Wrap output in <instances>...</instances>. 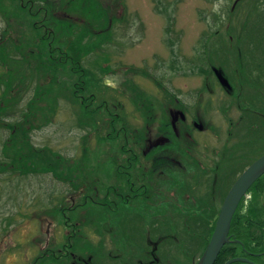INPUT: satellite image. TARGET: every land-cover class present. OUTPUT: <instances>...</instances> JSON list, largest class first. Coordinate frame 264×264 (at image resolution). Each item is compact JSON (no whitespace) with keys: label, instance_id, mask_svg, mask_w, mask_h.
I'll return each mask as SVG.
<instances>
[{"label":"trees","instance_id":"obj_1","mask_svg":"<svg viewBox=\"0 0 264 264\" xmlns=\"http://www.w3.org/2000/svg\"><path fill=\"white\" fill-rule=\"evenodd\" d=\"M123 1L0 0V21L4 25L0 30V134H7L1 149L0 179L10 177L11 182L16 177L19 185L31 176L49 174L56 180L51 182L54 187L62 183L67 185L66 189L71 188L56 206L55 197H51V207L38 206L42 215L47 213L63 228V240L58 242L56 237L60 231H57L33 264L39 261L107 264L117 253L127 255L124 264H190L192 254L198 251L204 254L220 208L236 181L225 189L219 203L218 197H212L208 189L207 196H201L207 201L197 197L200 206L192 203L194 187L197 191H201V184L209 188L204 178H216L217 191L225 178L227 159L244 138H232L239 122L246 119V133L250 127L264 128L253 117L254 112L264 114V107L259 106L256 90L246 89L245 60L239 51L235 61L229 64V75L223 71L229 88L218 79L226 92L227 106L223 105V97H219L224 126L216 124L211 116L203 117L207 113L211 115L213 107L205 101L202 92L192 104V112L191 105L177 95H170L159 103L136 79L132 81V77L141 74L138 69L126 74L128 77L125 75L122 86L116 87L110 82L111 88H108L106 75L104 79L100 76L111 69L105 60L99 66L94 62L93 69L86 62L93 53L99 55L106 46L115 44L113 40L118 37L114 35V28L123 23V17L117 16L123 10ZM260 6L259 2L251 22L254 35H250L251 74L258 88L264 84V52L254 51L256 45L264 44V38L260 37L264 26L256 28L264 18ZM59 10L70 18L80 15L84 23L57 18L55 12ZM246 27L243 26L244 32ZM108 56L105 52L99 57ZM195 64L193 61L190 65L192 74L198 69L202 75H208ZM187 66L184 64V69ZM205 84L204 92L211 99L218 98L215 83ZM62 101L68 106L76 104L89 116L82 111L81 120L87 118V122H81V126L87 133H82L74 156L53 148L48 142L38 145L33 142V133L54 124ZM170 108L179 110L181 117L171 121ZM202 121L207 134L200 145L196 138L203 134L198 128ZM89 134L91 141L99 142L96 149L89 147ZM147 135L154 138L160 135L166 142L149 145ZM186 149H192L193 153L189 155ZM255 154L258 159L264 155V149L255 147L254 152L250 148L248 155ZM206 159L212 161L204 166L202 161ZM253 162L247 163L244 171ZM262 179L264 174L237 207L228 241L216 264H225L238 256L247 257L248 264H264ZM176 191L189 200L190 208L186 215L174 218L170 215L172 222L166 226L154 215L168 202L169 193ZM71 195L78 196L72 203L69 202ZM137 209L144 211L139 217L141 220H149L152 228L149 235L131 224L137 219L130 212ZM23 216L22 221L26 220ZM231 264H246V261Z\"/></svg>","mask_w":264,"mask_h":264},{"label":"rangeland","instance_id":"obj_2","mask_svg":"<svg viewBox=\"0 0 264 264\" xmlns=\"http://www.w3.org/2000/svg\"><path fill=\"white\" fill-rule=\"evenodd\" d=\"M260 1L263 0H124L123 10L117 14L118 17H123V23L121 21L114 28V35L118 39L113 40V42L117 46L113 44L105 47L102 53L106 52L110 56L104 58L99 57L102 53L99 55L93 53L86 63L93 69L94 62H97L98 66L106 62L111 69L104 71L100 76L106 75L105 82L107 84L111 82L116 87L118 84L123 85V79L128 77L126 74L138 69L141 74L132 77V81L136 79V82L143 86H141L142 89L146 88L159 103L165 98L168 99L170 95H177L181 100L191 105V112L192 104L196 103L199 92H202L205 101L210 102L213 107L210 108L211 115L207 113L203 117L209 118L211 116L216 124L224 126L225 121L221 117L223 111L219 107L222 106V101L223 105L227 106L224 98L226 92L218 81L216 70L219 68L218 73L222 76L224 75L223 71L228 74L229 64L235 61L237 51H239L241 59L243 57L245 60L243 75L246 81V89L256 90L260 96L258 99L259 106L264 107V84L259 88L256 86L251 74L252 61L250 59L253 52L250 35H254L251 22L255 18V9L258 7L256 2L259 3ZM109 5L108 2L105 6L108 7ZM57 13L55 15L59 19L84 23V19L80 15L71 14L74 16L73 18H66L67 13L64 11L59 10ZM235 19L237 20L236 25H234ZM244 25L247 26L245 32L243 31ZM3 26L2 21H0V30ZM261 26H264V18L256 25V28ZM260 37L264 38V34ZM254 51L264 52V44L256 45ZM193 61L196 63V67L208 75H202L198 69L195 74H192L190 65L193 64ZM184 64H188L186 69L183 67ZM94 70L97 71L96 68ZM109 73L112 75L108 76ZM222 78L224 79V77ZM49 80L50 78H46V81ZM208 81L215 83L218 98L211 99L208 93L204 92L205 83ZM225 81L227 82L226 79ZM106 86L111 88L110 85ZM165 87L170 88L175 94H172L171 91L169 93ZM112 90L117 91L114 87ZM219 97H223L222 101ZM75 105L68 106L65 101H62L54 124L33 133V142L36 145L48 142V145L60 149L62 152L65 151L63 153L69 156L76 155L75 146H80L82 133L83 135L87 133V129L81 126V122H87V118L81 120L80 116L84 110ZM261 113L254 112L253 117L260 120L264 126V114ZM84 114L87 115L85 112ZM189 116L191 117V114ZM235 117L238 118L237 112ZM246 127L247 121L245 119L238 123L232 135V138L235 139L240 136L244 138L235 146L227 159L225 178L217 191L216 178H204L203 182H208L209 188L201 184V191H197L192 183L195 194L192 203L195 206L201 205L197 197L201 199L203 196L205 198L208 189L212 197L216 195L218 197L217 202H221L219 198L225 189H228L236 181L247 163L257 159L256 154L248 155L250 148L254 152L255 147L258 150L264 149V144H262L264 128L262 126L250 127L247 128L248 133H246ZM198 128L203 132L201 136L197 135L196 138L199 139L197 141L201 145L205 142L204 137L207 134L206 130H203L205 129L203 121ZM91 134L88 137L89 147L96 149L99 142L97 140L91 141ZM6 135V133L4 136L0 134V158L2 157L1 149ZM46 138L49 140L47 141ZM214 144H217L215 139ZM211 161L212 159H206L202 163L205 166ZM38 176H31L28 178L29 180L21 182L19 185L16 177H13L11 182L10 177L5 178L4 181L0 179V264H33L42 250L50 245L57 231H60L59 236L56 237L58 242L63 240V228L56 225V221L47 213L42 215V210L38 206L49 208L53 203L56 206L57 201L68 194L67 192L71 188L66 189L67 185L62 183L58 187H54L51 182L56 180L49 174ZM51 197H55L53 203H51ZM77 197V195H71L69 202L72 203ZM183 198L182 194L177 191L169 193L168 202L160 207L154 217L159 218L162 224L169 226L174 217L186 215L190 204L187 198ZM201 200L207 201L208 199ZM143 212V210L138 209L131 210L130 214L137 219L131 224H134L139 232L149 235L152 231L149 220L139 218ZM23 215L26 216L24 221H22ZM133 239L135 237L132 236ZM188 249L192 248L188 247ZM126 256V254L117 253L115 257L107 260V264H124L123 259ZM202 257L201 251L195 255L192 254L190 264H195L198 260L197 264H199ZM133 258L137 259V256ZM238 258L244 260L246 258V264L249 263L247 257L238 256ZM37 264L47 263L39 261Z\"/></svg>","mask_w":264,"mask_h":264},{"label":"water","instance_id":"obj_3","mask_svg":"<svg viewBox=\"0 0 264 264\" xmlns=\"http://www.w3.org/2000/svg\"><path fill=\"white\" fill-rule=\"evenodd\" d=\"M263 174L264 155L255 160L233 184L219 211L214 232L203 254L204 259L202 264H214L224 243L228 241V233L237 207L251 186ZM241 261H246V259L236 257L227 261L225 264Z\"/></svg>","mask_w":264,"mask_h":264},{"label":"flooded vegetation","instance_id":"obj_4","mask_svg":"<svg viewBox=\"0 0 264 264\" xmlns=\"http://www.w3.org/2000/svg\"><path fill=\"white\" fill-rule=\"evenodd\" d=\"M260 3H262V6H260V8L261 9H263V7H264V0L263 1H260ZM256 5L258 6V3L256 2ZM237 7V5L235 6V8ZM255 11L257 12V9H255ZM57 12H55V14H56ZM58 14V13H57ZM56 16V15H55ZM69 16H68V14H67V17L66 18H68ZM236 20V19H235ZM217 76H218V79H219V81L223 84V85H225L227 88H229V85H228V83L225 81V78L223 79L222 77V75L220 74V73H218V71H217ZM108 85H109V83H108ZM169 113H170V119H171V121H175V120H177V118L178 117H181V113H180V111L179 110H177V109H172V108H170L169 109ZM166 142V139H165V137H161L160 135H158V136H156L155 138L153 137V136H149V135H147V143L149 144V145H151L152 143H154V144H163V143H165ZM186 152H189V155L190 154H192L193 153V150L192 149H186ZM170 158V157H169ZM171 160V159H170ZM162 175V174H161ZM161 175L159 176V177H161ZM155 178H156V176H155ZM221 209V208H220ZM73 264H75V263H73ZM81 264V263H80Z\"/></svg>","mask_w":264,"mask_h":264},{"label":"bare ground","instance_id":"obj_5","mask_svg":"<svg viewBox=\"0 0 264 264\" xmlns=\"http://www.w3.org/2000/svg\"><path fill=\"white\" fill-rule=\"evenodd\" d=\"M224 77V76H223ZM221 210V209H220ZM217 223V222H216ZM47 233L45 232V235H46ZM203 259H204V256H203V258L201 259V261L199 262V264H202V262H203Z\"/></svg>","mask_w":264,"mask_h":264}]
</instances>
